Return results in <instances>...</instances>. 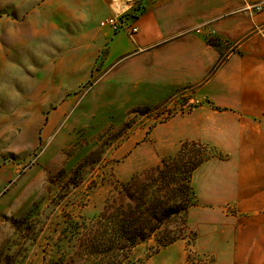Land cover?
<instances>
[{"label": "rangeland", "instance_id": "rangeland-1", "mask_svg": "<svg viewBox=\"0 0 264 264\" xmlns=\"http://www.w3.org/2000/svg\"><path fill=\"white\" fill-rule=\"evenodd\" d=\"M119 3L84 0L80 16L60 1L0 0V264H68L83 222L110 224L136 194L131 177L145 182L184 146V161H204L194 206L170 226L183 238L147 240L121 264H207V229H238L235 192L263 175L251 170L264 165L259 117L214 105L202 84L128 83L130 58L107 59L112 33L99 23Z\"/></svg>", "mask_w": 264, "mask_h": 264}, {"label": "crops", "instance_id": "crops-1", "mask_svg": "<svg viewBox=\"0 0 264 264\" xmlns=\"http://www.w3.org/2000/svg\"><path fill=\"white\" fill-rule=\"evenodd\" d=\"M54 1L81 16L84 0ZM243 1L120 0L107 16L132 13L140 3L133 22L138 33L129 39L109 29L107 59L130 58L123 74L128 83L202 84L214 105L237 110L243 119L259 117L264 125V10L250 18ZM256 168L263 175L235 192L242 203L238 229L204 234L207 264H264V165Z\"/></svg>", "mask_w": 264, "mask_h": 264}, {"label": "trees", "instance_id": "trees-1", "mask_svg": "<svg viewBox=\"0 0 264 264\" xmlns=\"http://www.w3.org/2000/svg\"><path fill=\"white\" fill-rule=\"evenodd\" d=\"M130 14L126 17H131ZM183 149L185 146L170 159H164L162 166L146 171L145 182L139 181L138 174L131 177L126 185L136 188V194L127 193L128 203L122 205L123 211L120 214L112 212L105 218L110 224L83 222L84 239H81L79 252H72L70 246L67 248L70 252L62 253V256L74 255L67 263L121 264L134 247L147 240L153 239L156 247L180 241L184 230L170 226L182 220L187 210L194 206L191 176L204 161L202 156L196 162L184 161ZM133 263L143 264L136 259Z\"/></svg>", "mask_w": 264, "mask_h": 264}, {"label": "built area", "instance_id": "built-area-1", "mask_svg": "<svg viewBox=\"0 0 264 264\" xmlns=\"http://www.w3.org/2000/svg\"><path fill=\"white\" fill-rule=\"evenodd\" d=\"M250 18L264 10V0H244L241 8ZM123 10L106 18L99 23L100 26H106L113 32H124L129 39H132L138 32V28L131 22V17H126L128 13Z\"/></svg>", "mask_w": 264, "mask_h": 264}]
</instances>
